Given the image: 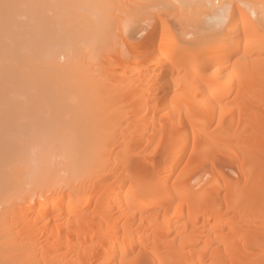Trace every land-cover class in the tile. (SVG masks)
Instances as JSON below:
<instances>
[{"label":"bare ground","instance_id":"obj_1","mask_svg":"<svg viewBox=\"0 0 264 264\" xmlns=\"http://www.w3.org/2000/svg\"><path fill=\"white\" fill-rule=\"evenodd\" d=\"M124 1L0 0V264H264V0Z\"/></svg>","mask_w":264,"mask_h":264},{"label":"rangeland","instance_id":"obj_2","mask_svg":"<svg viewBox=\"0 0 264 264\" xmlns=\"http://www.w3.org/2000/svg\"><path fill=\"white\" fill-rule=\"evenodd\" d=\"M126 1V0H125ZM122 2L118 4V6L120 5L119 10H123L121 8L124 7L125 5V11L128 10L127 13L124 12V14H126L127 17L130 16L131 13H133V9H131V7L133 6L134 8L140 6V4L142 5L143 0H127L128 1V5L127 2ZM126 3V4H125ZM131 3V4H130ZM122 6V7H121ZM201 6V2H197V0H154L150 3V5L148 6V8L146 9V11L144 13H149V14H155L156 11L158 9H165V8H173L175 9V11H178L181 13V15L183 16L184 20H189L192 21L196 18L202 19L204 17V7H200ZM130 9V11H129ZM121 13V12H120ZM122 14V13H121ZM119 14V15H121ZM129 14V16H128ZM143 13L140 14H135L133 15V17H141ZM123 16V15H121ZM200 16V17H199ZM132 17V16H131ZM123 18L125 19L126 17L123 16ZM136 20V19H135ZM167 20L170 22V17H167ZM125 24V23H123ZM222 159H224L225 164L229 162V160L226 157H221L220 162L223 166H225V164H223V162L221 161ZM230 164V162L228 163ZM226 164V166L228 165Z\"/></svg>","mask_w":264,"mask_h":264}]
</instances>
